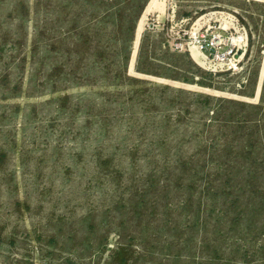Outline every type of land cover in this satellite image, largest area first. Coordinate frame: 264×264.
<instances>
[{
	"label": "rangeland",
	"instance_id": "rangeland-1",
	"mask_svg": "<svg viewBox=\"0 0 264 264\" xmlns=\"http://www.w3.org/2000/svg\"><path fill=\"white\" fill-rule=\"evenodd\" d=\"M0 255L264 264V0H0Z\"/></svg>",
	"mask_w": 264,
	"mask_h": 264
},
{
	"label": "built area",
	"instance_id": "built-area-1",
	"mask_svg": "<svg viewBox=\"0 0 264 264\" xmlns=\"http://www.w3.org/2000/svg\"><path fill=\"white\" fill-rule=\"evenodd\" d=\"M223 36L221 33L213 34L210 38H197L195 40L196 46L203 52H208L209 56H214V58H217V50L221 47L223 44ZM234 48L229 49L228 54L233 53ZM214 52L216 53L214 55Z\"/></svg>",
	"mask_w": 264,
	"mask_h": 264
},
{
	"label": "crops",
	"instance_id": "crops-1",
	"mask_svg": "<svg viewBox=\"0 0 264 264\" xmlns=\"http://www.w3.org/2000/svg\"><path fill=\"white\" fill-rule=\"evenodd\" d=\"M1 260H2V259H1V255H0V264H3Z\"/></svg>",
	"mask_w": 264,
	"mask_h": 264
}]
</instances>
